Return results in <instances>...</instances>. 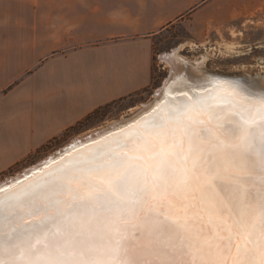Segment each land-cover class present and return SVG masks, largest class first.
<instances>
[{
  "label": "snow or ice",
  "instance_id": "obj_1",
  "mask_svg": "<svg viewBox=\"0 0 264 264\" xmlns=\"http://www.w3.org/2000/svg\"><path fill=\"white\" fill-rule=\"evenodd\" d=\"M261 81L186 79L0 181V264H264Z\"/></svg>",
  "mask_w": 264,
  "mask_h": 264
},
{
  "label": "crops",
  "instance_id": "obj_2",
  "mask_svg": "<svg viewBox=\"0 0 264 264\" xmlns=\"http://www.w3.org/2000/svg\"><path fill=\"white\" fill-rule=\"evenodd\" d=\"M250 7L264 0H0V175L100 106L133 109L163 32L197 43Z\"/></svg>",
  "mask_w": 264,
  "mask_h": 264
},
{
  "label": "rangeland",
  "instance_id": "obj_3",
  "mask_svg": "<svg viewBox=\"0 0 264 264\" xmlns=\"http://www.w3.org/2000/svg\"><path fill=\"white\" fill-rule=\"evenodd\" d=\"M188 38L190 34L176 28L163 32L158 38V45L154 48V80L144 94L134 98L136 106L133 109H126L130 102H113L102 113L78 127L75 126L76 128L66 129L60 136L50 139L30 155L10 166L1 173L0 181L11 180L26 169L31 170L41 163L42 158L66 149L74 138L77 141L82 137H89L97 130L108 128L113 122H130L144 105L156 101V92L163 87L170 75V67L163 57L173 51H177L181 59L187 60L188 65L201 62L198 65L205 71L208 80L210 74L227 77L223 80L264 74V8L250 7L237 15H226L219 21L217 28L203 33L197 43L188 41ZM192 38L196 40V36L192 35ZM182 42H186L187 46L182 48V45H177Z\"/></svg>",
  "mask_w": 264,
  "mask_h": 264
},
{
  "label": "bare ground",
  "instance_id": "obj_4",
  "mask_svg": "<svg viewBox=\"0 0 264 264\" xmlns=\"http://www.w3.org/2000/svg\"><path fill=\"white\" fill-rule=\"evenodd\" d=\"M173 52L172 53H169V54H167V56L163 57L164 58V61L170 67V69H169L170 70L169 71L170 72V75H169V78L164 83L163 87L161 89L159 88L158 91L156 92V94L167 93L169 89L181 87L182 84L185 82L186 79H197L198 80L201 77H206L207 80H208V77L205 74V71H203L199 67V65H198V64H201V62H197L196 64H193L192 63V65L191 64L188 65L187 64V60L185 61V60L181 59V56H179V54L176 53L177 51H175L174 53ZM209 77H210L209 78L210 80H208V81H216V80L223 81V79H227V77H223V76L220 77L219 75H216V74H210ZM252 77H264V74L262 73L260 75L258 73L255 76H251L250 75V77H244V78H252ZM261 82L264 83V81H261ZM161 98L163 99L164 96L161 95L159 97V99H161ZM155 99L156 100L158 99V95H157V97ZM150 105H153V104L152 103H148V104H146L144 106L142 105L143 107L141 106L142 108L140 109L139 112H141L142 109L149 108ZM122 122H124V121H121V122H118V123L117 122H113L112 124H110L107 127L110 128L111 126L116 125V124H120ZM103 128H106V127H103ZM108 128H106V129H108ZM106 129L97 130L95 133L103 132ZM95 133L89 135V137H87V138H92ZM85 139L86 138L82 137L81 140H77V141H82L83 143L82 144H77V145H74V146L75 147H85V146H88L90 143H87V142L91 141V139H86V140ZM32 170H34V167L31 170L30 169L29 170L26 169L23 173H26V172L32 171ZM15 177H20V174H18Z\"/></svg>",
  "mask_w": 264,
  "mask_h": 264
},
{
  "label": "trees",
  "instance_id": "obj_5",
  "mask_svg": "<svg viewBox=\"0 0 264 264\" xmlns=\"http://www.w3.org/2000/svg\"><path fill=\"white\" fill-rule=\"evenodd\" d=\"M113 103V102H112ZM112 103L103 105L98 107L97 109H95L90 115L86 116V118H84L83 120L79 121L78 123H76L74 126H72V128H76L78 126H80L81 124H83L85 121H87L88 119L97 116L98 114L102 113L103 110H105L106 108L109 107V105H111ZM76 126V127H75Z\"/></svg>",
  "mask_w": 264,
  "mask_h": 264
},
{
  "label": "water",
  "instance_id": "obj_6",
  "mask_svg": "<svg viewBox=\"0 0 264 264\" xmlns=\"http://www.w3.org/2000/svg\"><path fill=\"white\" fill-rule=\"evenodd\" d=\"M131 122V121H130ZM86 140V139H85ZM87 143H91V141L87 142ZM68 146V145H67ZM69 147V146H68Z\"/></svg>",
  "mask_w": 264,
  "mask_h": 264
}]
</instances>
